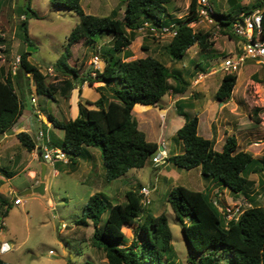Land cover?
<instances>
[{"label": "trees", "instance_id": "16d2710c", "mask_svg": "<svg viewBox=\"0 0 264 264\" xmlns=\"http://www.w3.org/2000/svg\"><path fill=\"white\" fill-rule=\"evenodd\" d=\"M50 1L57 8L74 13L79 19L66 38L63 54L53 65L56 75L63 77L62 85L57 88L47 84L46 76L30 63L29 52L19 55L17 74L8 72L4 75V70L0 68V134L9 132L22 115L23 104L15 90L21 77L31 76L35 92L51 99H54L56 92L68 98L75 84L93 86L102 83L99 89H107V94L100 91V97L94 102L80 100L75 118L59 121L49 115L48 119L55 129L63 131L62 141L54 145L69 155L67 165L74 169L80 157H89L86 148L97 147L104 180L109 183L132 169L143 168L159 148L157 143L147 141L145 134L139 130L132 116L133 109L137 105L156 106L168 92L183 95L188 88V83L178 70L169 69L154 57L125 61L131 56L127 48L137 37L136 32L144 28L145 24L155 28L174 25L176 35L166 47L172 62L181 60L194 45L203 51L209 50L214 46V41L210 40L208 32L196 31L189 26L198 18L196 0L190 1L188 14L180 19L171 18L168 13L167 5L175 0H124L122 18L118 17L117 9L103 17L86 14L81 0ZM30 4L31 0H27L26 10L30 17L38 19ZM256 10L261 14V37L264 38V7L258 4L240 7L236 12H219L212 7L211 16L220 26L222 35L239 41L230 31L232 23L240 14L248 16ZM25 16L19 30L24 44L33 46L28 35V17ZM103 34L109 41L100 46L98 51L104 61L102 71L89 69L81 74L78 68L69 63L71 47L79 42L87 47L93 46L97 44L96 37ZM142 48L145 50V47ZM170 80L174 85L169 83ZM236 81L235 73L224 74L216 98L223 103L228 101ZM113 82H117L118 86H113ZM180 101L176 102L177 112L184 116L185 121L176 131L175 139L181 142L183 151L166 157L165 162L186 170L199 167L203 180L211 181L234 194H242L250 203V207L237 219L226 223L218 206L210 199L209 190L193 191L183 186L170 189L166 201L188 245L189 264H219L220 252L228 256L229 264H264V208L249 196L252 182L248 178L250 174L264 172V160L238 150L234 136L226 138L220 151L215 150L213 139H205L198 134V117L186 116L185 107ZM88 106L94 108L88 109ZM15 137L26 151L36 149L28 133L19 132ZM124 197V203L112 204L106 195L94 194L89 197L82 218L76 224H91V245L103 251L107 264H173L169 261L172 232L166 215L155 216L146 211L141 204L140 190L126 191ZM10 209L9 200L0 196V215L5 217ZM104 213H107V219L103 228H100ZM126 227H131L134 235L128 246L123 244ZM0 264L7 263L0 258ZM82 264L93 263L87 261Z\"/></svg>", "mask_w": 264, "mask_h": 264}, {"label": "rangeland", "instance_id": "374dc122", "mask_svg": "<svg viewBox=\"0 0 264 264\" xmlns=\"http://www.w3.org/2000/svg\"><path fill=\"white\" fill-rule=\"evenodd\" d=\"M190 1L175 0L167 5L171 18H185ZM210 3L219 12H222V9H226L227 12H236L240 7L254 4L264 7V0H210ZM123 4L124 0H81L82 8L87 14L99 17L109 15L114 9L118 10V17H121ZM26 5L27 0H0V37L2 39L0 67L4 70V75L8 72L17 74L19 55L22 52H29L31 53L30 63L38 67L46 76V83L58 88L62 85L63 77L56 75L53 65L63 54L66 38L78 24L79 19L74 13L55 7L50 0H31L30 8L39 16L35 19L30 17ZM22 13L28 17V35L33 46L25 45L22 40V33L19 30L23 19ZM193 29L208 32L210 40L217 45L206 51L194 45L178 62H172L167 55L166 47L171 40L168 35L152 34L148 29H139L136 32L137 37L131 43V49L135 55L133 59L144 55L155 57L169 69L178 70L182 79L188 83V88L183 95L168 92L158 103L162 109L156 106H136L132 116L139 124V130L145 134L147 141L159 143L158 150L161 146L160 139L163 138V142H167L166 151L169 152L167 156L180 154L183 151V145L175 139L177 129L174 132V128L184 121V116H179L175 112V103L181 100L186 116L198 117L199 135L211 139V131L214 132V138L217 131L221 135L224 131L234 132L238 134L240 140L238 150L251 153L255 159L264 160V69L250 61L245 62L236 74L237 81L230 99L224 103L219 101L215 94L224 75L221 69L224 60L232 56L231 52L234 51L238 41L236 38L230 39L222 35L220 29L205 23H200ZM138 37L141 40L137 39ZM96 41L97 44L93 46L87 47L82 42L72 46L73 54L69 63L78 68L81 74L89 69L99 71L103 69L102 63L93 64V58L96 55L100 57L99 48L103 44H108L109 39L103 34L98 35ZM198 75L202 78L195 84ZM14 81L16 83V80ZM169 83L174 85L171 80ZM99 84L95 83L92 88L98 87ZM112 85L118 86L117 82H113ZM15 90L22 101L24 110L32 113V119L35 120L32 127H28L32 130L30 132L37 131V128H45L41 123L36 122V114L33 113L30 104L31 96L37 100L35 109L39 111L40 117L46 118L47 114L51 113L55 117L62 118L61 120L69 118L70 113L66 106L68 98L61 96L59 92L54 94V101L47 96L38 95L31 76L21 77ZM80 99L83 100L82 97ZM58 106H60L59 109ZM164 107L167 109L163 115L161 110ZM88 108L94 107L88 106ZM211 115H215L214 118ZM15 131L19 133L23 130L17 126L7 132V135ZM53 131L56 130L53 129ZM248 132L251 135L250 138L247 136ZM58 133L62 139V131ZM2 138L3 135L0 134V139ZM10 139L12 140L7 138L8 141ZM245 139H251L249 151L244 144ZM221 143L220 140L219 143L216 142L215 138L214 149L220 151ZM9 144L11 145V142ZM92 149L95 151L93 171L89 169V163L83 157L78 159V168L73 172H70V168L64 164L48 166V175L45 180L47 190L42 195L36 193L21 195L27 190L26 184L29 182L26 174L21 172L14 162L0 159V168L16 172L11 184L18 191L16 195L24 201L20 207L13 206L6 217L3 218L0 215V241H6L11 246V250L0 255V258L7 264H82L87 261L93 264H107L103 251L91 245L90 238L93 232L91 224L89 226L76 224V221L82 218L83 209L89 197L102 192L111 197L112 204H122L125 202L126 191L151 187L149 196L151 203L145 207V210L155 216L165 214L167 217L168 226L172 232V252L169 261L173 264H189L188 245L166 198L167 192L176 186H183L193 191H204L209 182L201 178L200 168L186 170L165 161L154 166L151 159L157 151L143 168L132 169L121 178L104 183L103 180H97V174L104 173L101 158L98 159L100 151L97 147ZM14 152L17 161L32 156V153L27 152L20 144ZM29 162L27 160V163ZM37 170L39 171L38 167ZM54 171L58 173L56 176L51 175ZM250 175L254 179L249 196L256 204L264 207V201L261 198L259 199L261 202L255 200L259 195L264 196V172ZM221 190L222 188L214 195L210 192V199L214 201L218 196L223 198L226 194L229 197L233 196L230 190L227 189L226 193ZM245 200L242 198L238 204L224 206L232 210L233 207L242 205ZM218 208H223V205L218 204ZM242 208L248 207L242 206ZM106 219L107 213H104L100 228H103ZM124 232L126 240L123 244L128 246L134 238L133 230L131 227H126ZM167 255L169 257V254ZM218 259L219 264H229L228 256L222 252Z\"/></svg>", "mask_w": 264, "mask_h": 264}, {"label": "crops", "instance_id": "0c3cea01", "mask_svg": "<svg viewBox=\"0 0 264 264\" xmlns=\"http://www.w3.org/2000/svg\"><path fill=\"white\" fill-rule=\"evenodd\" d=\"M96 1V0H95ZM212 6V5H211ZM113 11V10H112ZM111 11V12H112ZM85 12V11H84ZM222 12H227V10L226 9H222ZM86 13V12H85ZM87 14V13H86ZM123 14H124V4H123V9L121 10V17H119V18H122V16H123ZM90 15V14H89ZM119 15V14H118ZM108 16V15H107ZM21 17H26L25 15H22L21 14ZM28 26H29V24H28ZM140 37H138L137 39H139ZM136 39V38H135ZM140 40H141V38H140ZM133 43V42H132ZM216 43H214V48L216 47ZM237 46L234 48V51L233 52H231V55L232 54H234V53H236L237 51H239V48H240V42L238 41L237 42V44H236ZM73 48L71 47V52H72V54H73V50H72ZM127 50H128V52H129V54L131 55L130 57H128L127 59H125V61H133V60H136V59H133V57L135 56L134 55V52H133V50L131 49V45L127 48ZM145 50H146V48H145ZM188 51V50H187ZM146 56H149V55H144V56H142V57H139L138 59H141V58H145ZM152 57V56H151ZM155 58V57H154ZM247 61H250V62H252V63H255V64H257L254 60H252V59H248V60H246L245 62H247ZM99 63H102L103 64V67H104V61L98 56V61L96 62V64L98 65ZM1 68V67H0ZM262 69H264V68H262ZM28 77V76H27ZM221 82V81H220ZM94 85V84H93ZM103 84L102 83H100L99 84V86L98 87H95L94 89L92 88V86H90L89 84H87V83H84V84H82V85H79V84H75V88L74 89H72L71 90V92H70V95H69V97H68V102H67V109H68V111H69V118L67 119V120H69V119H73V118H75L76 116H77V114H78V102L81 100L80 98L82 97L83 98V100H88V101H91V102H94V101H96L99 97H100V91L101 92H103L104 94H107V89H99V87H101ZM79 91H81V95L79 96ZM31 98H33V99H35L33 96H31L30 97V99ZM51 99V98H50ZM51 100H53V99H51ZM54 101V100H53ZM30 104H31V106H32V110H33V113L34 114H36V122H39V123H41V125H43V126H45V128H37V130L38 129H43V130H48L49 131V135H50V138H51V140H52V142H53V144H55V145H58V143L62 140L61 138H60V136H59V133H58V131H61V130H58V129H55L53 126H52V124H51V122L49 121V119H48V116L49 115H52L51 113H48L47 114V116H46V118H45V116H39V111L38 110H36L35 109V105L37 104V100L35 99V103L34 104H32L31 103V101H30ZM137 106H143V105H137ZM59 107L60 106H58V109H59ZM148 107H150V106H148ZM156 107H159L160 109H162V107L161 106H159V105H156ZM88 109H93V108H88ZM159 109V110H160ZM166 109L167 108H163V110H161L162 112H163V115H164V112L166 111ZM25 110H24V107H23V111H22V115H21V117L18 119V121L16 122V124L13 126V128H12V130L15 128V127H17V126H19V127H21L22 128V132H26V133H28L31 137H32V134L34 133V131H33V133L32 132H30V131H32L31 129L29 130L28 129V127L30 126V128L32 127V124H33V121H35L34 119H32V113H28V112H24ZM59 112V114H60V111H58ZM175 112H176V114L177 115H179L178 114V112H177V106H176V103H175ZM53 116V115H52ZM64 116H65V114H64ZM64 116H62L61 115V117H64ZM179 116H181V115H179ZM212 116V115H211ZM214 116L215 115H213L212 116V118H214ZM53 117H55V116H53ZM164 117V116H163ZM57 120H59V121H64V120H61L62 118H59V117H55ZM48 121V122H47ZM184 121H185V119H184ZM184 121L183 122H181L176 128H174V132H175V130L177 129H179L183 124H184ZM199 126V125H198ZM138 128H139V124H138ZM53 129L54 130H56L55 132L53 131ZM249 131V130H248ZM199 130H198V134H199ZM176 133V132H175ZM17 134V132L15 131L13 134H11V135H7V133H4V134H1V135H3V138L2 139H0V159H8L9 161H12V162H14L15 163V165L16 166H18V169L21 171V172H23V173H25L26 174V176H27V178H28V183L26 184L27 185V190H25L24 192H22L21 193V195H33L34 193H27V191L28 190H33L34 188H36V187H38L39 186V184H40V182H41V172H42V168H43V164H45V166H46V171H45V175H44V178H43V183H44V194H45V192H46V190H47V183L45 182V180H46V178H47V175H48V165L42 160V158L40 157V154L38 153L37 154V149H35L34 151H32L31 153V155L32 156H29L27 159H23V160H21V161H17V156H15V152H14V149H16L17 147H18V144H20L19 142H18V140L16 139V137H15V135ZM241 134V133H240ZM248 135V137L250 138L251 137V135L249 134V132L247 133ZM201 136V135H200ZM229 136H234L236 139H237V144H238V147H239V145H240V140H239V138H238V134H236V133H230V132H226V131H224L223 132V134L221 135L220 133H219V131H217V133L215 134V138H216V142H218L219 143V140L220 141H222V146H223V144H224V142H225V140H226V138L227 137H229ZM62 138H63V131H62V136H61ZM203 137V136H202ZM7 138H12V140L10 139L9 141L7 140ZM204 138V137H203ZM215 138H214V132L212 133V131H211V139H213L214 140V143H215ZM206 139V138H205ZM223 139V140H222ZM11 142V145L9 144ZM249 142H251V139H245L244 140V144H245V146H246V149H247V151H249L250 149V145H249ZM155 143H157L158 145H159V143L158 142H155ZM160 144H161V146L160 147H162V148H160V150H164L165 151V153H166V157H168V156H170V155H168L167 156V154H169V152L167 153V151H166V146H167V142H163V138H161L160 139ZM215 146V145H214ZM222 146H221V149H222ZM15 147V148H14ZM160 150H158V151H160ZM85 151H86V155L87 156H89L88 158H86L87 159V162L89 163V169L91 170V171H93V169H95V166H94V159H95V151L92 149V147H89V148H86L85 149ZM171 151V150H170ZM28 152V151H27ZM34 152V153H33ZM244 152H246V151H244ZM98 153V152H97ZM249 153V152H248ZM251 154V153H250ZM23 158V157H22ZM100 157H99V153H98V159H99ZM27 160H29L30 162L29 163H27ZM33 161V162H32ZM165 161V160H164ZM56 165H63V163H57ZM55 165V166H56ZM64 165H66V166H68L67 164H64ZM78 165H79V162L77 161V164H76V166H75V168L74 169H71V167L70 166H68L69 168H70V172H73V171H75L77 168H78ZM37 167L39 168V171L37 170ZM0 179H1V181H2V185L0 186V196L1 197H3V198H5V199H8L9 200V202H10V205H11V208L13 207V206H17V207H20V206H22L23 204H24V201L19 197V196H17L16 195V193L18 192L17 191V189H16V187L15 186H13L12 184H11V182L13 181V179H14V177H15V175H16V172H12V171H10V170H7L6 168H0ZM128 173V172H127ZM126 173V174H127ZM58 173L56 172V171H54V172H52L51 173V175L52 176H56ZM125 174V175H126ZM97 180H99V181H102L103 180V182L104 183H107L105 180H104V173L103 172H100V173H98L97 174ZM121 178V177H120ZM249 178V180L252 182L253 181V179L254 178H251V175H250V177H248ZM98 181V182H99ZM207 182H209V184H208V187L203 191V192H206L207 190H210V192L214 195L215 193H218V191L220 190V188H222V192L223 193H226L227 192V189H224L223 187H221V186H218L217 184H215V183H213L212 185H211V181H207ZM99 193H102V192H99ZM99 193H96V194H99ZM230 193H232V192H230ZM102 194H104V193H102ZM14 195H16V196H14ZM104 195H106V194H104ZM242 194H234L233 193V196L232 197H229V196H227V194L225 195V197H223V198H220L219 196L214 200V202L215 203H217V206H218V204H220V205H223V208H225V206L224 205H234V204H238V203H240V201H241V199L242 198H245L246 199V201L248 202V199L244 196V195H242ZM14 196V197H13ZM108 198H109V200L111 199V197L110 196H108V195H106ZM16 197H19L20 199H21V201H22V204L21 205H14L13 204V199L14 198H16ZM262 199L263 201H264V196H261V195H259L255 200L256 201H258V202H261L259 199ZM249 203V202H248ZM5 208V207H4ZM3 208V209H4ZM223 208H218V209H223ZM264 208V207H263ZM7 215H8V213H7ZM6 215V216H7ZM5 216V217H6ZM3 217V216H2ZM4 218V217H3ZM89 225H90V223H89ZM88 225V226H89ZM2 226H4V222H2ZM62 226V225H61ZM63 227V226H62ZM1 243H8V242H6V241H0V244ZM0 255H4V254H0Z\"/></svg>", "mask_w": 264, "mask_h": 264}, {"label": "built area", "instance_id": "2783aa9c", "mask_svg": "<svg viewBox=\"0 0 264 264\" xmlns=\"http://www.w3.org/2000/svg\"><path fill=\"white\" fill-rule=\"evenodd\" d=\"M197 4V20L191 22L189 26L191 28L199 25L200 23H205L209 26H215L220 29V26L211 16L212 6L210 0H196ZM24 19V17H22ZM262 18L258 10L253 11L250 15L244 16L240 14L236 21L231 25L230 31L233 33L240 42L239 51L232 54V56L227 57L224 60L221 71L224 74L235 73L237 74L240 68L243 66L246 60L252 59L261 68H264V38L261 37L262 33ZM148 29L152 34L168 35L173 38L176 35L174 25H170L163 28H155L153 26L144 25V28ZM98 56H94L93 64L97 65ZM94 75V73H92ZM202 76L198 75L195 79V84H197ZM31 103H35V99H30ZM32 140L35 142L36 149L40 151V157L48 165L54 167L57 163L68 164L69 155L60 147L53 144L49 131L38 129L32 134ZM166 158V153L162 149L157 152V154L151 159L154 166L163 163ZM151 187H143L140 190L141 204L146 207L151 203L150 201ZM14 205H21L22 201L19 197L13 199ZM217 205V203H216ZM242 206L250 207V203L246 200L241 205H237L231 209L224 208L220 212L223 214L225 222L232 219H237V217L246 209ZM11 250V246L8 243L0 244V254H6ZM51 253V252H49Z\"/></svg>", "mask_w": 264, "mask_h": 264}, {"label": "water", "instance_id": "95a60500", "mask_svg": "<svg viewBox=\"0 0 264 264\" xmlns=\"http://www.w3.org/2000/svg\"><path fill=\"white\" fill-rule=\"evenodd\" d=\"M162 148V147H160ZM45 171H46V166L45 164H43V168H42V172H41V182L39 184L38 187L34 188L33 190H28L27 193H36V194H44V183H43V178L45 175Z\"/></svg>", "mask_w": 264, "mask_h": 264}]
</instances>
